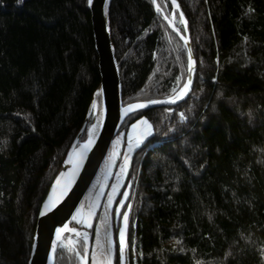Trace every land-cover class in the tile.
Listing matches in <instances>:
<instances>
[{"label": "trees", "instance_id": "1", "mask_svg": "<svg viewBox=\"0 0 264 264\" xmlns=\"http://www.w3.org/2000/svg\"><path fill=\"white\" fill-rule=\"evenodd\" d=\"M177 2L193 84L182 103L120 128L144 118L152 134L111 210L112 264L127 209L126 264H264V0ZM108 23L122 104L175 95L187 54L152 1L113 0ZM174 25L184 34L176 12ZM97 63L87 0H0V264H27L40 204L98 87ZM53 264L79 262L60 243Z\"/></svg>", "mask_w": 264, "mask_h": 264}, {"label": "water", "instance_id": "2", "mask_svg": "<svg viewBox=\"0 0 264 264\" xmlns=\"http://www.w3.org/2000/svg\"><path fill=\"white\" fill-rule=\"evenodd\" d=\"M113 0H87L94 49L97 54L99 84L94 92L82 125L70 144L60 168L42 200L35 222L27 264H53L64 232L82 204L100 171L113 139L125 119L133 114L155 108L175 107L185 101L191 92L196 63L193 55L188 24L177 0H169L181 20L184 34L163 15V21L179 38L187 54V75L182 88L172 97L151 101L122 104L121 83L111 33L108 11ZM155 11L162 14L156 0H151ZM174 16V15H173ZM95 99L96 115L91 114ZM92 123L87 129L88 123ZM96 125L94 133L90 127ZM85 138L83 139V136ZM60 230L59 232L57 230ZM88 234V233H87ZM85 244L81 264H89L91 235Z\"/></svg>", "mask_w": 264, "mask_h": 264}, {"label": "rangeland", "instance_id": "3", "mask_svg": "<svg viewBox=\"0 0 264 264\" xmlns=\"http://www.w3.org/2000/svg\"><path fill=\"white\" fill-rule=\"evenodd\" d=\"M158 14L162 19L164 15L174 25V14L172 12L169 17H167L163 11L162 14L160 12H158ZM179 25L182 26L180 18ZM174 27L176 26L174 25ZM151 134L152 131L149 123L144 118H140L130 125L125 134L120 133L113 139L100 171L98 172L94 182L92 183L82 204L80 205L72 220L74 224L72 223V225H70L71 229L85 231L86 233L90 234L87 229L92 224L93 219L97 215L94 238L91 243L89 254V264H108V262H110V264L113 263L114 245L111 227V210L124 183L133 152L146 139H148ZM123 199L121 200L122 202ZM125 214L121 219L118 231L120 264H126L125 240L128 209L126 210ZM121 231H123L124 234V249L122 257L120 252ZM109 241H111V252L110 254H105V250L109 246ZM80 243H82V252L77 250V246ZM61 245L72 250L76 254L79 264H81V261L85 255V244L82 240L75 239L72 241V243H69L66 237H63Z\"/></svg>", "mask_w": 264, "mask_h": 264}, {"label": "bare ground", "instance_id": "4", "mask_svg": "<svg viewBox=\"0 0 264 264\" xmlns=\"http://www.w3.org/2000/svg\"><path fill=\"white\" fill-rule=\"evenodd\" d=\"M97 105H98V101H97V99H95V102L90 109L92 116L96 115V113H97ZM95 129H96V125H93L92 127H90L89 132L91 135L94 133ZM63 236L66 237V239L68 240L69 243H72V241L75 239L82 240L83 243H85V244H88V242H89L88 234L85 231H81V230H75V229L68 228L64 232Z\"/></svg>", "mask_w": 264, "mask_h": 264}, {"label": "snow or ice", "instance_id": "5", "mask_svg": "<svg viewBox=\"0 0 264 264\" xmlns=\"http://www.w3.org/2000/svg\"><path fill=\"white\" fill-rule=\"evenodd\" d=\"M17 2L19 3L20 0H17ZM89 2H91V0H89ZM95 106V105H94ZM125 218H126V214H125ZM58 232L60 231L59 229L57 230ZM124 234L123 231H121L120 233V238H121V243H120V252H121V257L123 255V249H124ZM108 248L105 250V254H110L111 252V241L108 242ZM108 264H110V262H108Z\"/></svg>", "mask_w": 264, "mask_h": 264}]
</instances>
